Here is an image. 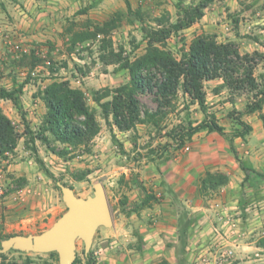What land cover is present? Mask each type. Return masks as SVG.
<instances>
[{"label":"rangeland","instance_id":"rangeland-1","mask_svg":"<svg viewBox=\"0 0 264 264\" xmlns=\"http://www.w3.org/2000/svg\"><path fill=\"white\" fill-rule=\"evenodd\" d=\"M13 1L17 2V0H0V25L16 21L10 11ZM46 1L50 6L61 3V0ZM48 1H51L52 5ZM72 1L67 11L60 12L58 9L54 15L53 11H50L47 22H51L52 27L46 28L48 36H42L43 40L33 42L17 40L14 37L5 38V32L0 31V72L2 73L0 84L7 89L22 88V93L19 94L21 108L12 100H0V104L6 109V114L22 134L18 145L19 151L13 153L14 156L10 154L8 158L11 161L17 159V162H26L28 166L26 173L29 175L6 173V180L0 182L4 191L3 196L0 197L3 211L6 210L3 202L17 190L23 189L20 206L27 211H40L39 203H44L45 199L49 202L54 192L62 203L59 219L68 209L59 182L72 187L77 196L82 198L94 196L95 186L101 182L106 189L112 213L114 214L119 207L125 210L129 197L135 193L133 190L137 184L139 170L147 161H165L172 151L191 145L188 140L183 147L177 148V141L169 136L172 130L187 126L189 123L196 124L206 117L198 103H192L188 96L180 92L175 108L160 126L138 124L133 130L122 131L114 124L112 117L109 120L105 119L101 107L94 101V94L103 88H115L127 83L130 80L129 70L122 66L123 61L107 64L102 60L101 54L108 52L103 49L104 35L74 45V33L93 29L96 24H103L120 15L117 26L108 37L112 41L113 49L121 53L123 59L134 60L147 49V41L142 30L143 23L129 13L125 0ZM191 1L193 0H187L186 4ZM130 2L134 9L144 11L147 17L169 15L175 22L180 15L177 0H130ZM83 9L87 11L81 13ZM205 15H208L207 20L202 18L168 39V47L176 56L180 57L182 50L188 49L193 39L202 33L214 34L220 42L232 41L242 53L264 52V0H215L206 9ZM17 46L20 48L18 49ZM33 51L42 60L35 67L31 66L33 59L30 56L23 57ZM256 58L258 63L255 75L260 87L264 88V58L257 56ZM56 78L68 80L73 87L82 89L88 97L89 105L97 110L101 130L93 141L90 153L77 150L76 153L79 154L75 157H61L53 153L46 142L39 139L33 142L34 135L25 133L26 125L35 131V134L40 133V127L47 113L42 94ZM217 83V79L205 83L209 113L216 116V121L229 130L228 133L244 129L237 119L243 118L248 104L257 101L255 93L245 91L242 94H233L227 87ZM217 93H220L218 97ZM141 98L145 106L157 109L158 104L153 94L142 95ZM216 106H218L217 110L213 109ZM216 111L219 112V116L216 115ZM23 114L26 121L23 119ZM251 115H256L259 120L264 121L262 117L264 104L261 111ZM47 135L52 146L60 149L65 147L64 144L54 141L50 133ZM257 144L262 142H255V145ZM33 147L37 148L43 165L37 161V154L31 149ZM3 160L5 159H1ZM251 177L249 176V181L252 179L254 183L251 193L261 194L264 187L256 184V180L264 177V174L256 173ZM42 179H48L50 182L41 184ZM47 189L51 191L50 196L46 193ZM53 224L23 221L3 223L2 227L6 233L0 236V242L2 237L8 235L39 234ZM50 253L12 249L7 252V257L8 260L16 261L18 264H59L58 253L55 252L56 255ZM77 256L80 260L78 264H81L83 259L88 264L85 243L82 239L77 240ZM2 261L3 258L0 256V264Z\"/></svg>","mask_w":264,"mask_h":264},{"label":"crops","instance_id":"crops-1","mask_svg":"<svg viewBox=\"0 0 264 264\" xmlns=\"http://www.w3.org/2000/svg\"><path fill=\"white\" fill-rule=\"evenodd\" d=\"M71 2L61 0L50 6L46 0L13 1L10 11L16 21L0 25V31L5 32V38L43 40L42 36H48L46 28L52 27L47 22L50 11L53 15L58 9L67 11ZM207 19L205 15L202 20ZM217 80L223 85V80ZM216 115H220L218 111ZM242 120L253 127L244 138L231 139L216 131L202 130L193 136L190 150L172 151L170 159L162 162L147 161L139 170L135 193L125 210H115L113 224L99 227L94 236L93 264H264V189L261 194L251 193L254 183L249 181L253 174H264V121L246 113ZM225 132L230 131L225 128ZM27 170L26 162L0 160V182L10 172L29 176ZM209 172L222 173L228 180L216 190L203 191L202 180ZM48 181L42 179L40 183ZM263 183L264 177L256 180L262 187ZM21 190L12 192L3 202L4 211L0 200V236L6 233L3 223L53 224L62 211L60 198L54 192L49 202L45 199L39 203L40 211H27L20 206ZM46 193L50 196V189ZM148 193L156 199L150 206L135 210ZM183 228H187L184 243L180 239ZM227 249L235 251L231 262L221 256Z\"/></svg>","mask_w":264,"mask_h":264},{"label":"trees","instance_id":"trees-1","mask_svg":"<svg viewBox=\"0 0 264 264\" xmlns=\"http://www.w3.org/2000/svg\"><path fill=\"white\" fill-rule=\"evenodd\" d=\"M187 0H177L180 11L179 18L173 22L169 15L160 17H147L140 9H134L130 0H125L128 11L143 23L142 30L144 39L147 41L146 52L134 60L123 59L121 53L113 49L112 41L108 37L117 26L120 15L96 24L93 29L74 33L75 45L89 39H96L104 35L102 39L103 49L108 50L101 54V58L107 64L122 62V66L130 73V80L118 87H106L94 94V101L101 107L105 119L113 118L114 124L122 131L133 130L138 124H151L160 126L161 122L175 108L180 92L188 96L192 103H198L206 117L199 123H189L173 129L170 137L177 141V148L183 147L186 142L191 141L193 136L202 131H216L223 135L235 137H246L253 127L242 118L238 122L244 129H238L233 133L225 132V128L216 121V116L210 114L207 103V92L205 83L210 80L221 79L223 86L227 87L233 94H242L245 91L255 93L257 101L248 104L244 113L252 114L261 111L264 104V88L255 75L257 57L264 58V52L255 51L253 54L242 53L237 45L232 42H220L214 34L202 33L197 35L188 49H183L178 57L168 47V39L176 33L191 27L201 20L209 5L215 0H193L186 4ZM87 9L81 10L82 12ZM31 57L32 67L38 65L42 60L33 51L23 57ZM2 73L0 72V82ZM22 88L7 89L0 84V100H12L21 108L19 94ZM153 94L158 107L152 109L144 105L141 96ZM42 99L47 107L40 133L35 134L26 125L27 134H32V140L37 139L47 143L48 148L61 157L70 158L77 156V150L86 153L92 151L93 141L100 133L101 124L98 120L97 110L88 103L86 93L71 85L68 80L57 78L49 84L42 94ZM264 118V116L262 115ZM23 119L26 117L23 114ZM54 141L65 145L62 149L52 146L49 135ZM22 134L14 121L4 112L0 104V160L7 159L10 154L16 152ZM167 147V146H166ZM35 152L37 161L43 165V160L38 155L36 147L31 148ZM234 150V147L232 146ZM170 159V155L165 160ZM47 172H49L47 170ZM51 174V173H50ZM54 177L53 174H51ZM83 178V177H80ZM228 178L222 173H207L202 180L203 191L216 190L227 182ZM147 199L138 206V210L151 205V200L156 196L148 193ZM187 228L180 232L181 242L187 237ZM12 235L4 236L1 240ZM51 255H56L51 252ZM7 253H0L3 258L1 264H18L16 261L8 260ZM88 264H93L92 252L86 253ZM78 256L73 264H78ZM160 264H168L162 261Z\"/></svg>","mask_w":264,"mask_h":264},{"label":"water","instance_id":"water-1","mask_svg":"<svg viewBox=\"0 0 264 264\" xmlns=\"http://www.w3.org/2000/svg\"><path fill=\"white\" fill-rule=\"evenodd\" d=\"M67 211L48 229L39 234H15L0 242V252L12 249L25 252H57L59 264H73L77 258V240L85 243V251L91 250L94 236L101 226L113 224V213L104 185L95 186V195L77 196L74 189L61 182Z\"/></svg>","mask_w":264,"mask_h":264},{"label":"built area","instance_id":"built-area-1","mask_svg":"<svg viewBox=\"0 0 264 264\" xmlns=\"http://www.w3.org/2000/svg\"><path fill=\"white\" fill-rule=\"evenodd\" d=\"M17 48L19 49L20 47L17 46ZM184 149L187 150V151L190 150L189 145L185 146ZM3 194H4L3 188L0 187V197L3 196ZM234 254H235V251L233 249H227V250L222 252L221 256H222V258L224 260H227L228 262H231Z\"/></svg>","mask_w":264,"mask_h":264}]
</instances>
